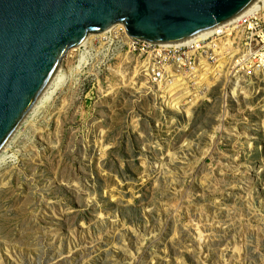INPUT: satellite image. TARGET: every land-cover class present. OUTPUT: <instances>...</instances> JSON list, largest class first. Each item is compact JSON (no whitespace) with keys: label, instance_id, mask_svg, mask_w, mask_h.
I'll use <instances>...</instances> for the list:
<instances>
[{"label":"rangeland","instance_id":"obj_1","mask_svg":"<svg viewBox=\"0 0 264 264\" xmlns=\"http://www.w3.org/2000/svg\"><path fill=\"white\" fill-rule=\"evenodd\" d=\"M80 48L0 163V264H264V76L171 109Z\"/></svg>","mask_w":264,"mask_h":264},{"label":"water","instance_id":"obj_2","mask_svg":"<svg viewBox=\"0 0 264 264\" xmlns=\"http://www.w3.org/2000/svg\"><path fill=\"white\" fill-rule=\"evenodd\" d=\"M258 0H0V151L65 53L116 23L153 42L224 26Z\"/></svg>","mask_w":264,"mask_h":264},{"label":"built area","instance_id":"obj_3","mask_svg":"<svg viewBox=\"0 0 264 264\" xmlns=\"http://www.w3.org/2000/svg\"><path fill=\"white\" fill-rule=\"evenodd\" d=\"M117 46L125 48L140 78L162 105L167 106L182 91H188L185 100L192 101V94L218 85H224L229 102L236 97L230 96L233 87L240 89L239 96L250 80L264 76V3L186 42H153L133 37L124 25H118L80 49L81 54H88ZM206 76L210 81L204 80Z\"/></svg>","mask_w":264,"mask_h":264},{"label":"bare ground","instance_id":"obj_4","mask_svg":"<svg viewBox=\"0 0 264 264\" xmlns=\"http://www.w3.org/2000/svg\"><path fill=\"white\" fill-rule=\"evenodd\" d=\"M264 3V0H258L256 3H254L247 11H245L243 14H241L240 16H238L237 18L242 17L243 15L249 13L250 11H253L254 9L258 8L259 6H261ZM236 18V19H237ZM120 26V25H124V23H116L113 24L111 26H108L102 30H99L97 32H90L88 34H86L82 40L75 46L71 47L63 56V58L60 60V62L58 63V65L56 66V68L54 69L52 75L50 76V78L48 79L47 83L45 84L44 88L42 89V91L40 92L39 96L37 97V99L35 100L34 104L32 105V107L30 108V110L28 111L26 117L23 119V121L21 122L20 125H22L27 116L32 113L33 111H35L38 107L42 106L45 102H47V99L50 98L59 88V86H61L62 84H64L67 81V78L63 72V66L64 63L66 62V60H68L71 56H73V53L77 52L78 49L80 47H82L85 43H87L88 41L94 39V37L100 33H103L104 31L108 30V29H112V27L114 28V26ZM201 33L202 34H205ZM199 36V35H198ZM197 37V36H196ZM194 37V38H196ZM192 38V39H194ZM190 40V39H189ZM188 41V40H186ZM186 41H182V42H186ZM172 43V42H171ZM86 53L81 54V58L79 59V65L76 68H80L82 66V64L84 62H86ZM137 69V68H136ZM138 70H136L137 73ZM263 76H261L260 78H262ZM206 81H210L208 79V76L205 77ZM246 94V92H245ZM206 95V93H204V96ZM178 104V102L176 100L171 101L170 102V108L171 109H178V107L176 108V105ZM21 127V126H19ZM18 127V129H19ZM17 129V130H18ZM15 134V133H14ZM13 137V136H12ZM11 140V139H10ZM10 140L6 143V145L2 148V150L0 151V163H2L5 160V153L9 147V142Z\"/></svg>","mask_w":264,"mask_h":264}]
</instances>
